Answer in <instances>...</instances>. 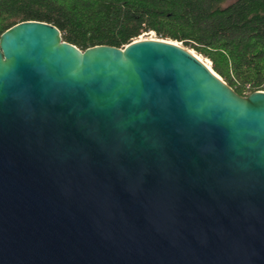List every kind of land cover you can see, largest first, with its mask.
Wrapping results in <instances>:
<instances>
[{
    "label": "water",
    "instance_id": "95a60500",
    "mask_svg": "<svg viewBox=\"0 0 264 264\" xmlns=\"http://www.w3.org/2000/svg\"><path fill=\"white\" fill-rule=\"evenodd\" d=\"M0 264H264V90L171 39L10 26Z\"/></svg>",
    "mask_w": 264,
    "mask_h": 264
},
{
    "label": "trees",
    "instance_id": "16d2710c",
    "mask_svg": "<svg viewBox=\"0 0 264 264\" xmlns=\"http://www.w3.org/2000/svg\"><path fill=\"white\" fill-rule=\"evenodd\" d=\"M28 19L82 49L154 30L207 57L238 93L264 90V0H0V35Z\"/></svg>",
    "mask_w": 264,
    "mask_h": 264
},
{
    "label": "rangeland",
    "instance_id": "374dc122",
    "mask_svg": "<svg viewBox=\"0 0 264 264\" xmlns=\"http://www.w3.org/2000/svg\"><path fill=\"white\" fill-rule=\"evenodd\" d=\"M140 38H151V37H153V38H161V37H159L158 36V34L154 31V30H148V31H144L140 36H139ZM166 39V38H165ZM178 42H180V41H178ZM183 44V43H182ZM189 49H191L194 53H196L198 56H200L202 59H207V60H209L207 57H205L204 55H202V54H200V53H198L195 49H193V48H190V47H188ZM209 64H210V66H212L211 65V61L209 60ZM246 94H248L247 92L245 93V94H243V95H246Z\"/></svg>",
    "mask_w": 264,
    "mask_h": 264
},
{
    "label": "bare ground",
    "instance_id": "6f19581e",
    "mask_svg": "<svg viewBox=\"0 0 264 264\" xmlns=\"http://www.w3.org/2000/svg\"><path fill=\"white\" fill-rule=\"evenodd\" d=\"M202 59V58H201ZM208 65H210L209 63V60H207V59H203ZM212 67V66H211Z\"/></svg>",
    "mask_w": 264,
    "mask_h": 264
}]
</instances>
